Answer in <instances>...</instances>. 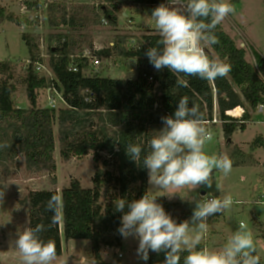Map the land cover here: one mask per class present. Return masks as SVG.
<instances>
[{
	"label": "trees",
	"instance_id": "1",
	"mask_svg": "<svg viewBox=\"0 0 264 264\" xmlns=\"http://www.w3.org/2000/svg\"><path fill=\"white\" fill-rule=\"evenodd\" d=\"M105 1L108 5L71 8L68 13L62 7H51L49 25L52 28L84 27L89 21L84 14L90 12L96 25L101 26L102 19H105L107 25L115 27L118 6L113 0ZM239 1L232 0V3ZM133 2L142 7H155L164 0ZM24 4L28 11L40 9L39 0H25ZM6 21L22 25L0 5V24ZM215 35L219 43L210 46L211 51L206 50V53L229 64L231 71L214 81L188 76L185 77L187 87H181L176 84L175 74L167 68L156 70L146 56L148 48L158 46L159 33L144 34L135 44L126 36L118 37L114 43L117 55L136 60V76L127 80L103 77L98 73L86 74L89 62L72 59L76 56V38L68 33L50 36L54 43L48 48V65L55 77L53 82L35 70V65L40 62L37 37L23 34L29 64L22 82L26 86L29 108H19L13 101L17 91L14 82L16 68L9 61L0 62V144L9 145L0 148V167L9 162L17 165L22 158L27 172L54 175L57 170L55 125L60 156L64 161L93 154L95 173L91 188H85L75 178L61 192L56 188L30 190L21 201V206L27 210V227L43 224L46 230L40 234L41 238L54 241L57 257L63 253L64 240H88L94 264H106L101 258V250L119 246L123 237L118 229L124 213L116 211L113 202L117 198L134 200L146 193L149 195L148 170L142 166V158L149 151L147 142L163 128L161 118L174 115L181 97L187 96L190 104L199 105L206 125L212 122L216 108L227 140L247 130L252 113L264 106V57L252 50L254 62L249 61L246 49L239 47L224 32L221 23L216 27ZM128 44L132 47L129 48ZM72 66L77 68L76 72L71 70ZM51 86L62 93L65 108L54 110L38 106V92ZM245 104L249 105L250 111ZM237 106L246 109L240 119L228 114ZM257 141L264 148L263 139ZM129 143L144 147L138 164L126 154L125 146ZM228 147L231 148L228 158L232 160L233 168L258 165L252 155L230 141ZM52 183L55 184L56 180ZM53 194L59 195L62 203L61 218L55 224H52L53 213L46 209ZM157 203L162 204L177 223L192 216L190 204L159 199ZM256 254L259 256L258 252ZM184 255L187 253L182 254L181 264ZM149 256V262L155 260L156 264H164V252L149 250Z\"/></svg>",
	"mask_w": 264,
	"mask_h": 264
},
{
	"label": "clouds",
	"instance_id": "2",
	"mask_svg": "<svg viewBox=\"0 0 264 264\" xmlns=\"http://www.w3.org/2000/svg\"><path fill=\"white\" fill-rule=\"evenodd\" d=\"M233 12L230 0H168L167 4H160L151 13L160 39L158 46H152L146 52L150 64L158 71L169 69L177 76L176 84L181 87H187L185 77L188 76L208 81L226 76L231 66L218 57H209L205 49L219 43L215 29ZM161 119L164 126L147 142L149 151L142 158L152 187L165 190L167 194L164 195L171 199L179 189L195 192L200 187L211 188L215 182L214 170L225 176L231 173L230 158L209 155L204 150L206 142L212 140V133L199 105L190 104L189 98L183 96L174 115ZM5 147L9 145L0 144V148ZM125 147L126 154L138 164L144 147L139 143H129ZM240 179L244 181L246 177ZM215 185L220 191V185L216 182ZM4 189H0V204L4 200ZM157 197L146 193L140 199L117 198L113 202L115 210L124 213L119 233L124 238L138 237V254L145 261L151 250L165 253L164 264H181L185 252L183 264H260L253 235L243 221L219 250L209 249L206 245L198 247L206 238L209 217L233 206L235 201L231 195L186 199L195 207L190 219L180 223L157 203ZM46 209L53 213L52 224L57 223L61 218V197L53 194ZM45 230L43 224H37L17 231L13 243L23 264H54L58 261L54 241L41 238L40 234Z\"/></svg>",
	"mask_w": 264,
	"mask_h": 264
},
{
	"label": "rangeland",
	"instance_id": "3",
	"mask_svg": "<svg viewBox=\"0 0 264 264\" xmlns=\"http://www.w3.org/2000/svg\"><path fill=\"white\" fill-rule=\"evenodd\" d=\"M24 1L0 0V5L22 23V25H17L6 21L0 24V62L9 61L16 68L17 73L14 82L17 91L13 95V101L19 108L30 107L26 86L22 82L29 64V53L22 39L23 34L36 36L39 49L42 48L43 54L47 53L49 45L54 43L50 41V36L57 35L53 33L56 30L49 25V13L42 11L40 15V9H35L27 10L28 12L25 14L24 11L27 6ZM123 1L130 7L129 10H126V14L132 18L119 20L115 27L107 24L96 25L90 17L92 13L89 12L84 14L89 20L86 26L72 31L61 28L63 33L70 32L71 36H75L77 41L75 51L78 55L83 53V49L91 48L93 45L109 51L110 56L102 58L98 67L90 66L88 68V73L91 75L98 73L109 78L134 79L136 76V60L118 56L112 46L110 49V44L115 43L119 36H126L131 41L133 39L137 41L144 34L158 33L155 29V22L151 17L152 10L155 8L135 6L133 0ZM42 2L44 0H39V3ZM82 2V0H75L72 8H92L90 5H81ZM230 3L234 7V12L221 22L224 32L233 38L239 47L246 49V57L249 61L254 62L252 50L264 57V0H240L236 3H232V0H230ZM31 23L35 24L30 25ZM152 28L154 29L152 30ZM131 43L135 44V42ZM243 44L245 47L242 46ZM128 47L131 48L132 45L128 44ZM205 50L211 51L210 47ZM49 89L51 87L38 92L37 104L41 108L47 107V91ZM54 97L57 100L58 107H65L58 97ZM241 108L243 112L245 108L250 111L248 104H245V108L243 106ZM259 109L252 113V121L247 124V126H250L249 129L234 135V142L245 147L250 155L256 149L259 150L256 152L258 154L252 155L254 159H256L254 156L256 155L261 162L255 169H251L252 167L249 169L232 167L231 173L227 176L219 170H214V181L220 185V191L213 182L211 188L200 187L195 192L187 189L176 190L177 194L169 199L168 196L164 195L167 194L165 190L154 188L151 185L149 189L150 195L158 196L157 199L159 200L190 203L192 209L195 207L194 203L186 199L203 196V192L204 195L219 198L224 195H231L235 201L233 206L221 214L209 217L206 238L202 242H205L209 249L219 250L228 237L238 229L240 222L243 221L253 235L257 252L262 264H264V151L257 141L262 138L264 133V107L261 111ZM217 120L218 122L215 124L208 123L206 125L212 133V140L206 142L204 150L209 155L228 157L229 149H231L228 147L229 140L224 137L221 120L218 117ZM57 129V125H55L56 149L54 158L57 170L54 175L27 172L22 158L21 163L17 165L9 162L6 166L0 167V189L7 186L4 189L3 203L0 204V264H19L11 263L14 262L13 241L17 238V231H22L27 227V210L21 206V201L30 190L56 188L61 192L75 178L85 188L92 187L91 178L95 173L93 154L85 157H73L68 162L64 161L60 156ZM232 138L230 143L234 145ZM262 139L264 141V138ZM241 175L246 176L244 181H241ZM53 180H56L55 184L52 183ZM257 201L261 203H257ZM68 242L69 245L63 256L58 257V261L54 263L94 264L90 241L71 240ZM138 248L139 239L136 236L122 237L119 246L103 248L106 253L104 257L106 262L112 263L115 254L121 253L124 256V259H121L123 264H137L142 259V256L138 254Z\"/></svg>",
	"mask_w": 264,
	"mask_h": 264
},
{
	"label": "built area",
	"instance_id": "4",
	"mask_svg": "<svg viewBox=\"0 0 264 264\" xmlns=\"http://www.w3.org/2000/svg\"><path fill=\"white\" fill-rule=\"evenodd\" d=\"M74 1L75 0H44V2L40 3V15H41L42 11H46L48 14V11L51 7H62L65 9L66 13H68L71 10L72 5L74 4ZM82 1H83L82 4L80 3L81 5H90V6H94V7H99L101 5H108V3L105 0H82ZM113 1H115V0H113ZM167 3H168V0H164L163 4H167ZM155 7H157V6H155ZM27 12L28 11L26 9L24 11V13L26 14ZM103 24H107L105 19H102V25ZM132 42L134 43L135 40L133 39ZM111 46L114 49V43L110 44V49H111ZM242 46L245 47L244 44ZM83 50L84 51L82 54H79V55L76 54V56H73L72 59L79 58V59L87 60L89 62L88 68L90 66L98 67V65L100 64V60L102 58L110 56V53L103 55V52H109V51H105L104 48L98 47L97 45H93L91 48H85ZM48 58H49L48 52L43 54L42 48H40V62L35 65V70L40 76H43V77L47 78L49 81L53 82L55 80V77H54V74H53L51 68L48 65V61H47ZM71 70L76 72L77 68L75 66H72ZM96 72H97V70H96ZM86 74H89L88 71L86 72ZM95 74H97V73H95ZM89 75H91V74H89ZM54 96L58 97L61 104L66 107V103L63 99L62 93L51 86V89H49L47 91V102H48L47 107L48 108L54 109V110H59L61 108H65V107H61V106L58 107L57 100L55 99ZM263 107L264 106H261L260 109H262ZM238 108L240 110L239 115H237V113H236V110ZM228 114L240 119L242 114H243V110L240 106H237L233 111L229 112ZM217 117H218V114H217V110L215 108L213 120H212V122H207V124L208 123H213V124L217 123L218 122ZM205 245H206V243L203 244V246H205ZM122 258H123L122 255H118V260H121ZM141 264H156V261L152 260L151 262L147 261V262L141 263Z\"/></svg>",
	"mask_w": 264,
	"mask_h": 264
},
{
	"label": "crops",
	"instance_id": "5",
	"mask_svg": "<svg viewBox=\"0 0 264 264\" xmlns=\"http://www.w3.org/2000/svg\"><path fill=\"white\" fill-rule=\"evenodd\" d=\"M114 3L115 4H117V6H118V13H117V19H118V23H119V20L121 21L122 19L124 20V19H126V18H129V17H131L130 15L128 16L127 14H126V10H129V8L130 7H128L125 3H124V1L123 0H115L114 1ZM134 5L135 6H139V5H137V4H135L134 3ZM139 7H142V6H139ZM146 7V6H145ZM135 8V7H134ZM133 8V9H134ZM151 8H156V7H151ZM132 9V10H133ZM143 11V10H142ZM132 18V17H131ZM52 28V27H51ZM61 28H67V29H69L70 31H72V30H75V29H79V28H69V27H59V28H53L54 30H56V32H53V33H55V34H63V30L61 29ZM148 28V27H147ZM154 28H152V30H153ZM58 30V31H57ZM151 30V31H152ZM65 33H68V34H71L70 32H65ZM73 37H75L74 35H72ZM104 77V76H103ZM106 77H108V76H106ZM113 79H117V78H113ZM239 109V108H238ZM260 111L261 110H263V108L262 109H259ZM238 111H240V110H238ZM237 112V111H236ZM249 127L250 126H247V130L249 129ZM222 129V128H221ZM239 133V132H238ZM237 134V133H236ZM235 135V134H234ZM234 135H233V142H234ZM262 138H264V133H263V136H262ZM234 145L235 146H237L239 149H241L243 152H245L246 154H250V153H248V151H246V148L245 147H243L242 145H239V143H237V142H234ZM263 151H264V148L262 149ZM257 151H259V150H255L253 153H252V155L253 154H255ZM256 154H258V153H256ZM255 156V160L258 162V165L257 166H259V164H261V162H260V160L259 159H257V157H256V155H254ZM257 166H255V167H257ZM255 167H239L238 169H249V168H251V169H255ZM241 176H243V177H246L245 175H241ZM149 187H150V184H149V186H148V193H149V196H151L150 195V189H149ZM181 204H190V203H181ZM192 205V204H191ZM136 238H138V237H136ZM14 241H15V239H14ZM13 241V242H14ZM205 242H202L201 243V245H203ZM68 245H69V242H65V241H63V253H62V255H61V257L63 256V254H64V252L66 251V248L68 247ZM206 246H207V244H206ZM13 248H14V251H13V256H14V262H11V263H22L23 264V262H22V259H21V256H20V254H19V252H18V250L15 248V246H14V243H13ZM104 249H102L101 250V258H102V260L106 263V264H123L122 263V260L124 259V256L121 254V253H118V254H115V257H114V259H113V261H112V263H108V262H106V259H105V257H104V255L106 254L105 253V251H103ZM117 255H122L123 256V258H122V260H118V256ZM141 256V255H140ZM150 259V256H149V254H148V259L145 261L144 259H140L139 260V262L137 263V264H141V263H145V262H147L148 260ZM54 264H56V263H54Z\"/></svg>",
	"mask_w": 264,
	"mask_h": 264
},
{
	"label": "water",
	"instance_id": "6",
	"mask_svg": "<svg viewBox=\"0 0 264 264\" xmlns=\"http://www.w3.org/2000/svg\"><path fill=\"white\" fill-rule=\"evenodd\" d=\"M229 141H231V139H229ZM205 193L203 192V195H204Z\"/></svg>",
	"mask_w": 264,
	"mask_h": 264
},
{
	"label": "bare ground",
	"instance_id": "7",
	"mask_svg": "<svg viewBox=\"0 0 264 264\" xmlns=\"http://www.w3.org/2000/svg\"><path fill=\"white\" fill-rule=\"evenodd\" d=\"M237 110H239V109H237ZM237 115H239V112H238V114Z\"/></svg>",
	"mask_w": 264,
	"mask_h": 264
}]
</instances>
